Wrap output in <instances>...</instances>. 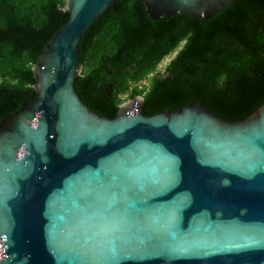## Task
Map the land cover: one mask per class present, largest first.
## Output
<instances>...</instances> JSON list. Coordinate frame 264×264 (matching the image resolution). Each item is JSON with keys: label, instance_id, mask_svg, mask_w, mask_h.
I'll return each mask as SVG.
<instances>
[{"label": "water", "instance_id": "95a60500", "mask_svg": "<svg viewBox=\"0 0 264 264\" xmlns=\"http://www.w3.org/2000/svg\"><path fill=\"white\" fill-rule=\"evenodd\" d=\"M121 0H66L37 97L0 123V264H264V105L201 103L110 119L77 93L80 43ZM236 0H143L152 20L208 21Z\"/></svg>", "mask_w": 264, "mask_h": 264}, {"label": "trees", "instance_id": "16d2710c", "mask_svg": "<svg viewBox=\"0 0 264 264\" xmlns=\"http://www.w3.org/2000/svg\"><path fill=\"white\" fill-rule=\"evenodd\" d=\"M65 4L0 0V123L36 99L33 67L69 21ZM79 59L77 93L102 116L114 119L121 104L142 96L148 117L198 102L242 121L264 105V0H236L206 22L152 20L143 0H121L90 28Z\"/></svg>", "mask_w": 264, "mask_h": 264}, {"label": "rangeland", "instance_id": "374dc122", "mask_svg": "<svg viewBox=\"0 0 264 264\" xmlns=\"http://www.w3.org/2000/svg\"><path fill=\"white\" fill-rule=\"evenodd\" d=\"M182 46H183V45H182ZM182 46H180L179 50L182 48ZM177 52H178V51H177ZM177 52H176V53H177ZM176 53H174L171 57L167 58V59H166L161 65H160V67H159V69H158V71H159L160 73H162V74L164 73L167 64L171 61V59H172L173 57L176 56ZM149 80H150V78H149ZM146 85H148V82L146 83Z\"/></svg>", "mask_w": 264, "mask_h": 264}, {"label": "built area", "instance_id": "2783aa9c", "mask_svg": "<svg viewBox=\"0 0 264 264\" xmlns=\"http://www.w3.org/2000/svg\"><path fill=\"white\" fill-rule=\"evenodd\" d=\"M144 87H145L144 84H143V85H139V88H140V89H144ZM140 97H142V96H140Z\"/></svg>", "mask_w": 264, "mask_h": 264}]
</instances>
